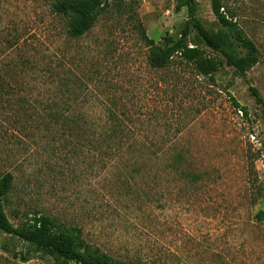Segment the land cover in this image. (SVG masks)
<instances>
[{"label": "rangeland", "instance_id": "obj_1", "mask_svg": "<svg viewBox=\"0 0 264 264\" xmlns=\"http://www.w3.org/2000/svg\"><path fill=\"white\" fill-rule=\"evenodd\" d=\"M196 1L204 25L217 31L212 0ZM221 1L260 49V61L245 77L225 63L215 82L191 66L149 67L148 56L166 36L179 38L188 18L176 0H108L92 30L65 44L78 57L75 67L105 71L101 87L114 86L123 108L134 113L130 128L140 150L96 171L88 146L82 154L63 149L49 163L38 155L23 158L5 205L15 226L23 212L40 209L81 226L89 243L128 262L264 264V222L255 218L264 209V106L249 90L257 88L264 98V0ZM49 2L5 0V22L15 20L45 47L61 45L54 34L63 22L51 15ZM139 24L154 45L144 41ZM190 40H197L195 33ZM232 49L246 53L237 43ZM90 108L104 113L98 101ZM149 145L163 149L154 156L143 149ZM3 156L0 173L9 168ZM0 264L57 263L0 231Z\"/></svg>", "mask_w": 264, "mask_h": 264}, {"label": "trees", "instance_id": "obj_2", "mask_svg": "<svg viewBox=\"0 0 264 264\" xmlns=\"http://www.w3.org/2000/svg\"><path fill=\"white\" fill-rule=\"evenodd\" d=\"M109 5L108 0H50L51 15L63 22L56 26L58 34L54 37L58 35L63 44L45 47L41 37L35 39L36 34L15 20L5 22L3 12L8 10L5 0H0V154L9 167L0 173V231L19 237L32 251L53 258L57 264H137L112 257L89 243L81 226L62 222L40 209L23 212L20 226L10 221L5 210L15 186L14 170L22 169L19 162L23 158L33 161L38 155L49 163L63 149L82 154L88 146L96 171L107 162L117 163L126 154L140 150L136 132L130 128L134 113L123 108L122 98L113 93L114 86L101 87L99 79L104 78L105 71L94 66L75 67L78 57L65 46L90 32ZM182 7L187 9L188 18L179 38L166 36L164 45L148 56L149 67L161 70L173 64L191 66L197 76L215 82L224 63L236 75L245 77L260 61L258 45L239 24L236 12L221 0H212V10L221 26L217 31L204 25L196 0H176V8ZM140 31L148 46L155 44L142 28ZM192 33L197 38L193 42ZM201 43L221 57L209 55ZM235 43L246 50L245 55L233 51ZM249 90L264 106L260 91L253 86ZM95 101L104 106V113L90 110ZM235 105L248 115V107L236 101ZM143 149L155 156L163 148L149 145ZM183 158L178 152L175 162L180 164ZM255 218L264 222V209Z\"/></svg>", "mask_w": 264, "mask_h": 264}]
</instances>
